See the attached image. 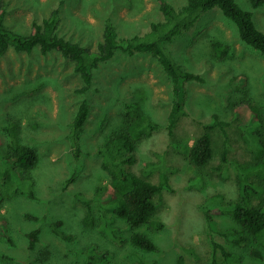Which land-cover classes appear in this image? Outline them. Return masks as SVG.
Segmentation results:
<instances>
[{
    "label": "rangeland",
    "instance_id": "rangeland-1",
    "mask_svg": "<svg viewBox=\"0 0 264 264\" xmlns=\"http://www.w3.org/2000/svg\"><path fill=\"white\" fill-rule=\"evenodd\" d=\"M5 1V24L21 34L29 32L34 20L40 21L60 7L59 35L92 51L107 18L119 37L144 36L150 24L161 18L158 0H62L61 6V0ZM166 1L176 9L186 3ZM234 1L252 14L255 27L264 34V5L253 8L249 0ZM214 42L227 45L228 55L216 58L211 47ZM164 47L184 70L202 78V82L184 83V113L171 138L165 124L172 104V85L159 62L148 53L119 52L100 64L86 95L76 93L81 80L72 64L58 53L42 55L35 49L26 54L10 49L0 56V151L7 149L5 126L15 123L20 140L38 155L33 171L34 197H0V218L6 221L10 238L0 237V254L8 258L0 264H86L89 255L98 257L95 264H137L135 255L156 264H177L180 257L185 264H212L201 207L213 195H221L224 205L240 200L232 162L248 164L253 158L241 139L240 120L233 109L247 100L264 116V56L239 39L236 25L217 8L200 14L189 30ZM239 75L247 78L242 88L233 82ZM82 100L89 104V116L81 134V152L75 156L67 134ZM132 102L160 125L137 143L135 163L129 168L154 184L159 182L161 171L168 176L169 189L156 198L153 216L164 227L158 231L148 225L137 229L152 239L158 252L135 247L129 240L132 230L122 219L114 218L121 241L102 232L99 221L94 227L82 224L87 207L81 198L92 200L96 188L107 183L99 147L121 127L125 105ZM214 116L228 123L224 128L229 136L230 163L220 162L223 135L215 128L209 131L212 158L207 165L195 167L183 148L200 136ZM92 210L97 219L104 213L97 202ZM55 222H60L58 230L70 240L54 234ZM211 227L213 239L231 253L230 264H264V249L244 231L238 230L229 239L218 234L238 228L228 215H213ZM34 229L39 231L38 242L29 250L27 234ZM240 236L245 241L231 242ZM253 249L260 252L259 258L251 254ZM216 263L226 264L219 250Z\"/></svg>",
    "mask_w": 264,
    "mask_h": 264
},
{
    "label": "trees",
    "instance_id": "trees-1",
    "mask_svg": "<svg viewBox=\"0 0 264 264\" xmlns=\"http://www.w3.org/2000/svg\"><path fill=\"white\" fill-rule=\"evenodd\" d=\"M253 8L264 5V0H249ZM63 1H60V6ZM161 18L150 24L148 33L144 36L119 37L110 18L105 19L101 34L94 51L81 46L78 42L59 35L61 25V9L53 8L40 21L31 23L27 34H21L8 28L5 24L7 3L0 0V56L12 49L16 53L30 54L37 49L42 55L58 53L68 60L73 71L81 80V86L76 93L86 95L93 83L94 70L100 64L112 59L117 53L134 55L148 53L154 57L170 79L172 85V104L166 118L165 129L168 136H173L177 122L184 113L185 99L183 85L186 82H202V78L193 72L184 70L167 52L164 43L171 42L175 37L189 30L200 14L214 8L233 22L238 31L239 39L264 56V34L254 25L252 14L244 11L234 0H186L185 5L176 9L166 0H158ZM212 51L216 58L228 55V46L219 42L212 43ZM236 88H242L247 78L239 75L233 80ZM235 117L239 118L238 128L241 139L252 154L253 161L248 164L232 162L236 169V181L240 200L234 203L222 204L221 195H213L202 205L201 210L208 227V241L212 248V264L216 263V253L219 250L226 264H230L231 253L217 243L212 236V217L215 214L228 215L238 228L227 229L218 234L229 239L238 230L244 231L257 245L264 249V116L260 109L249 101H242L234 106ZM89 116V104L82 100L69 124L67 138L74 150L75 156L81 152L80 139ZM121 127L109 134L99 147L101 169L107 175V183L96 188L92 200L81 198L87 211L82 219L85 227H94L99 221V229L113 240H120L119 228L114 226V218L124 220L131 228L130 242L146 252H158L157 245L146 234L137 231L143 225L152 230H161L164 225L153 220L156 212V198L163 190L169 189L166 172L159 173V182L154 184L145 177L139 176L129 168L135 163L134 152L137 143L160 128V125L144 114L137 102L125 105L121 117ZM228 123L219 121L216 116L209 126L190 145H185L183 151L191 165L203 167L213 156L210 130L218 128L223 135L221 164L230 163L229 136L224 127ZM7 149L0 151V197L11 198L16 195L34 197L35 179L33 171L38 163L35 149L23 143L17 132V125L11 123L5 126ZM258 203L254 204L253 201ZM97 202L103 214L97 219L92 210V204ZM217 203V204H216ZM210 205H215L210 208ZM109 214V215H108ZM30 217V216H27ZM53 232L65 240L71 237L58 230L60 222L53 223ZM38 229L30 231L28 248L33 250L38 242ZM0 237L10 240L7 223L0 218ZM245 237H234L231 242L240 244ZM255 257L261 254L256 249L251 251ZM97 256H88L86 264H95ZM8 258L0 254V260ZM137 264H156L147 261L140 255H135ZM177 264H185L182 257Z\"/></svg>",
    "mask_w": 264,
    "mask_h": 264
}]
</instances>
